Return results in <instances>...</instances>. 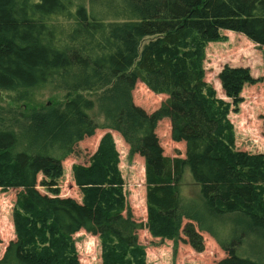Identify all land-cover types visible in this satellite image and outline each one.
Listing matches in <instances>:
<instances>
[{
    "label": "trees",
    "instance_id": "obj_1",
    "mask_svg": "<svg viewBox=\"0 0 264 264\" xmlns=\"http://www.w3.org/2000/svg\"><path fill=\"white\" fill-rule=\"evenodd\" d=\"M107 6L96 12L75 0H0V90L26 100L30 89L56 79L67 91L63 105L24 115L28 127L10 123L0 108V187L18 190L14 237L0 264H80L73 239L80 230L97 236L99 264H146L140 229L173 242L182 233L201 252V231L216 237L219 220L232 224L229 236L218 238L225 256L216 264H264L239 251L248 232L264 240V153L236 149L230 105L204 80L206 45L226 41L223 32L264 47V0H120ZM219 78L233 103L245 84L257 81L240 67L225 68ZM137 82L166 96L151 113L133 102ZM99 98L106 125L91 117ZM162 119L169 120L171 139L184 144L183 157L163 153L156 134ZM98 128L119 132L144 160V223L124 213L110 132L87 165L72 166L80 202L52 188L62 161ZM186 169L198 200L184 196ZM38 185L53 194H42Z\"/></svg>",
    "mask_w": 264,
    "mask_h": 264
},
{
    "label": "rangeland",
    "instance_id": "obj_2",
    "mask_svg": "<svg viewBox=\"0 0 264 264\" xmlns=\"http://www.w3.org/2000/svg\"><path fill=\"white\" fill-rule=\"evenodd\" d=\"M83 3L87 8L101 12L107 5H117L120 0H75ZM227 36L226 41H213L206 45L205 50V77L204 80L215 90L216 97L229 103L227 117L233 124L235 147L251 153H264V47L251 42L245 35L237 32H223ZM246 68L249 75L257 81L253 84H245L239 93L240 101L226 96L219 78L225 68ZM84 93V92H83ZM101 91L91 95L96 99ZM166 98L163 94L152 92L142 82H137L132 90V99L135 105L143 108L147 113L156 110ZM67 101V91L63 83L53 79L46 84L30 89L26 100H17V93L0 90V108L7 115L10 123L28 127L29 120L24 115L40 113L44 109L58 107ZM91 117L98 125H106L103 111L100 108V98L96 100ZM112 104H110L111 106ZM112 108V107H110ZM110 132L118 153V169L123 181V194L125 198L124 213L130 211L134 219L144 223L146 221V187L143 158L131 151L129 144L122 138L119 132L112 129L98 128L92 136L79 141L74 152L62 161V174L55 180L52 186L60 197H71L81 201V193L78 190L72 174L74 164L87 165L89 158L95 152L101 136ZM156 134L159 138L163 153L167 156H184L185 147L182 142H174L170 137V123L168 119H162L157 123ZM42 175L38 176L40 181ZM183 193L187 199L198 200V188L194 183L188 169L185 170L183 179ZM42 194H53L44 186L38 185ZM18 190L0 187V256L6 245L14 237L12 224V211L15 205V197ZM241 220H239L238 225ZM229 220H219L214 223V237L210 232L201 231L204 249L195 251L181 233V240H163L152 237L146 229H140L138 233L139 243L146 254V264H216L225 256L218 238L229 236L231 229ZM241 229L244 228L242 225ZM251 230V229H250ZM252 231V230H251ZM250 233H253L250 234ZM242 241L239 251L241 254L256 255L264 260V240L259 238V233L248 232ZM263 235V236H262ZM264 237V234H261ZM80 264H99L100 245L97 236L80 230L73 236Z\"/></svg>",
    "mask_w": 264,
    "mask_h": 264
}]
</instances>
